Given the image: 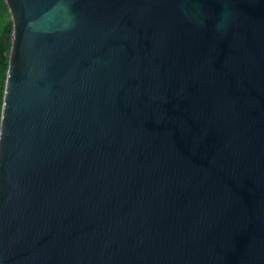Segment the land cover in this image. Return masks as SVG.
<instances>
[{"label":"water","instance_id":"1","mask_svg":"<svg viewBox=\"0 0 264 264\" xmlns=\"http://www.w3.org/2000/svg\"><path fill=\"white\" fill-rule=\"evenodd\" d=\"M0 264H264V0H5Z\"/></svg>","mask_w":264,"mask_h":264},{"label":"trees","instance_id":"2","mask_svg":"<svg viewBox=\"0 0 264 264\" xmlns=\"http://www.w3.org/2000/svg\"><path fill=\"white\" fill-rule=\"evenodd\" d=\"M13 30V21L7 3L5 0H0V128Z\"/></svg>","mask_w":264,"mask_h":264}]
</instances>
